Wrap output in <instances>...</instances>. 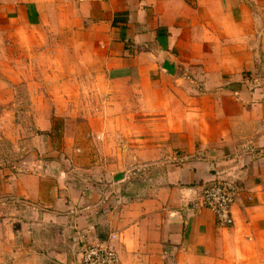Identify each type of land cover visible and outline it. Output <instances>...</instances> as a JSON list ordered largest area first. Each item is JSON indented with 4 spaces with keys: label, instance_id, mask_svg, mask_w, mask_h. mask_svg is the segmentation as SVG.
Listing matches in <instances>:
<instances>
[{
    "label": "crops",
    "instance_id": "1",
    "mask_svg": "<svg viewBox=\"0 0 264 264\" xmlns=\"http://www.w3.org/2000/svg\"><path fill=\"white\" fill-rule=\"evenodd\" d=\"M56 18L91 71L75 98L102 100L23 107L19 61L9 96L0 76V264H79L113 235L120 264H264V0H0V33ZM223 181L230 228L201 204Z\"/></svg>",
    "mask_w": 264,
    "mask_h": 264
},
{
    "label": "rangeland",
    "instance_id": "2",
    "mask_svg": "<svg viewBox=\"0 0 264 264\" xmlns=\"http://www.w3.org/2000/svg\"><path fill=\"white\" fill-rule=\"evenodd\" d=\"M57 25L56 18L53 23L46 21L40 29L29 33L22 34L7 28L2 29L0 33V76L6 80L7 86L4 92L9 96L12 83L9 80L11 64L12 61L18 60V73L20 78L24 77V79L13 88L18 90V101L21 106H33L35 109L44 106L53 109L58 101L56 94L64 89L72 95L67 98L68 105L71 107L76 105V102L83 105H95L98 102L100 104L102 99L75 98V93L89 90L91 83L85 80L84 76L91 71L89 67L80 65L79 60L82 56H76L75 51L70 49L74 45L73 36L57 33L53 29ZM77 76H79L78 80H76ZM44 116L48 115L37 112L33 115L26 113L16 115V122L19 125L17 134L19 147L21 143L30 140L32 134L36 137L38 120ZM3 133L4 131H1L0 136L4 140ZM10 145L8 142L1 143L0 156H7V158L10 156L12 150ZM18 153L20 156L23 154L22 151Z\"/></svg>",
    "mask_w": 264,
    "mask_h": 264
},
{
    "label": "built area",
    "instance_id": "3",
    "mask_svg": "<svg viewBox=\"0 0 264 264\" xmlns=\"http://www.w3.org/2000/svg\"><path fill=\"white\" fill-rule=\"evenodd\" d=\"M239 187L235 182H216L203 191L202 207L210 211L220 228L234 225L232 208L239 195ZM116 237L107 240H93L82 245L79 264H120V257L114 245Z\"/></svg>",
    "mask_w": 264,
    "mask_h": 264
}]
</instances>
